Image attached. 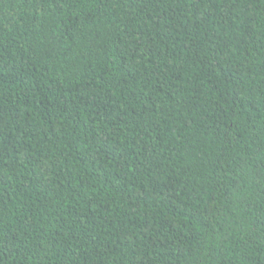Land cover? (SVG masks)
I'll use <instances>...</instances> for the list:
<instances>
[{"label": "trees", "instance_id": "16d2710c", "mask_svg": "<svg viewBox=\"0 0 264 264\" xmlns=\"http://www.w3.org/2000/svg\"><path fill=\"white\" fill-rule=\"evenodd\" d=\"M0 264H264V0H0Z\"/></svg>", "mask_w": 264, "mask_h": 264}]
</instances>
